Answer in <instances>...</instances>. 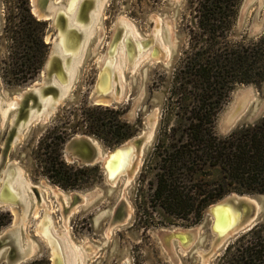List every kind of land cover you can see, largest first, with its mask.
<instances>
[{
  "label": "rangeland",
  "instance_id": "obj_1",
  "mask_svg": "<svg viewBox=\"0 0 264 264\" xmlns=\"http://www.w3.org/2000/svg\"><path fill=\"white\" fill-rule=\"evenodd\" d=\"M13 1L0 0V107L2 102L5 103L3 111H0V159L5 156L2 169L9 163L16 165L32 196V212L26 214L23 228L25 238L32 236L41 241L42 249L24 264L38 258H45L53 264L48 238L40 235L38 228L44 220L48 221L43 229L52 224L53 234L66 241V249L80 253L81 264H203L204 260L205 264H209V250L220 243L214 240L207 215V207L212 202L203 209L200 218L194 215L183 218L166 212L152 200L153 182L156 180L155 146L162 129L174 121L168 106L169 85L186 53L192 48L194 33L199 31L196 27L200 0H103L95 30L83 49V60L72 84L46 120L21 119H26L28 124L19 137L14 127L20 121L17 116L20 103L7 111L8 104L17 101V97L22 98L25 87L42 80L44 65L35 77L26 81L10 82L3 75L1 63L8 50L3 34L4 10L5 3ZM55 1L58 0H48L49 3ZM69 1L64 0L62 7H67ZM232 2L230 7L233 8L227 10L228 15L222 22L221 40L230 46L257 40L264 33V0ZM50 23L51 20H48L45 39L49 31L56 30L55 27L50 28ZM125 26L132 28L140 38L138 40L145 43L148 49L138 61L123 65L122 93L120 91L116 95L121 101L111 106H123L124 117L137 124V130L131 137L144 129L147 133L139 141L132 142L135 147L133 165L127 170L124 166L117 172L111 170L117 176L112 182L107 180L101 163L97 162L87 165L96 166V170L90 171L97 173L92 182L81 187H65L53 182L38 167L36 151L39 141L48 129L70 116L72 110L83 104L97 105L91 102L90 95L96 81L97 87L102 82L101 60L110 55L116 36L117 43ZM156 32H160L162 43L155 41ZM131 54L127 52L125 55L128 57ZM118 80L116 77L113 83L117 85ZM263 116L264 81L236 82L216 115L215 128L219 134H224L254 123ZM12 119H15L14 123ZM74 134L87 133L80 127L67 138L63 151L69 162H78L67 155L69 141ZM88 135L98 139L103 147L118 145H109L95 134ZM231 192L250 195L253 207L258 205L256 197L261 194L255 191ZM252 206L251 214L254 210ZM2 213H8L9 220L0 227V241L16 216L9 203H0V221L7 218ZM261 222L264 221L258 223ZM244 232L230 237V243H234ZM5 247L0 246V251ZM226 248L221 249L218 255ZM218 255L210 260V264H215ZM4 260L0 259V264Z\"/></svg>",
  "mask_w": 264,
  "mask_h": 264
},
{
  "label": "trees",
  "instance_id": "obj_2",
  "mask_svg": "<svg viewBox=\"0 0 264 264\" xmlns=\"http://www.w3.org/2000/svg\"><path fill=\"white\" fill-rule=\"evenodd\" d=\"M232 0H200L192 48L175 71L168 106L174 121L160 132L154 159L152 200L166 212L200 218L211 202L231 191L264 193V116L219 134L216 115L236 82L264 81V33L248 44L230 46L221 40L222 24ZM48 20L32 11L30 0L5 3L4 31L8 50L2 72L10 82L35 77L44 65L50 43ZM123 106L87 105L48 129L36 151L37 165L65 187L89 184L96 166H81L64 157L71 132L82 127L109 145L131 137L137 124L124 117ZM8 213H2L7 217ZM9 217L0 221L8 222ZM29 264H50L38 258ZM215 264H264V222L242 233L218 255Z\"/></svg>",
  "mask_w": 264,
  "mask_h": 264
},
{
  "label": "water",
  "instance_id": "obj_3",
  "mask_svg": "<svg viewBox=\"0 0 264 264\" xmlns=\"http://www.w3.org/2000/svg\"><path fill=\"white\" fill-rule=\"evenodd\" d=\"M84 2L85 4L83 5V11H81V16L88 18L90 17V13H91L92 19H94V22L92 23L91 26L94 32L95 23L99 16L100 6L103 0H98L97 5L94 3L95 0H85ZM63 3L64 0H58L49 4H48V0H31L33 13L37 15L40 19L51 20L50 28L55 27L56 30L54 32L49 31L48 34L46 35V41L50 43V50L46 62L44 64L42 80L34 81L31 85L25 87L22 91V96H23L22 98H18L17 101L15 102H9L11 105L9 106L8 110L13 109V105H17L20 103L19 106L20 108L17 112V116L18 119H20V121L18 126L16 125L14 127V131L17 130V137L21 135V133L24 131V129L28 124V121L26 119L21 120L27 115L30 116L29 120L31 121L37 118H40L41 120H46L48 118V115L51 114L57 102L60 101L61 97L67 92L68 87L72 84L76 74V70L78 69V67H80V64L82 63L83 51H84L83 49L85 48L86 43L88 41L84 42L80 54L76 55L73 60H70L71 55L65 52V50H63L62 44L60 43L59 22H61V15L58 14V9L62 7ZM92 5L97 6V8H99L97 13L95 12V10H93L92 12L89 11ZM0 22H1V13H0ZM90 36L91 35H89V38ZM154 39L156 42L159 41L160 43H162V41L159 38L158 32L155 33ZM125 48L126 49H121L120 45H118L117 50L115 52L116 60L120 59L122 62V59L124 57V52L125 50H127V46H125ZM169 49L172 50L171 46H169ZM139 58L140 56L138 57V59ZM63 60H65L66 66H70V74L66 82H64L63 79L58 74V68L62 66V63L65 64ZM104 62L105 59H103L100 63V70L101 67L103 68ZM123 65L124 64H122L121 66L123 67ZM121 73L122 72L120 71V69H116L115 67L113 68V72H112L113 79L118 77L119 78L118 84L115 85L113 83L112 88L105 92L97 87V81H96V85L90 95L91 102L97 105H111L112 103L120 102L121 100L117 98L116 95L121 91L122 88ZM115 87H117V90L114 91ZM50 94H52L53 96L52 99ZM43 97H46L44 102H43ZM4 105L5 103L2 102L0 111H3ZM42 105L43 107H41ZM12 122L14 123L15 119H12ZM146 133H147V129H144L135 137L126 139V141L116 145L113 148L103 147L100 141L91 135L74 134L70 138L67 155L69 159H77L78 163L81 166L100 162L106 174L107 180L109 182H112L113 177L108 176L107 165H106L107 164L106 162L109 159L110 154H112L116 149L122 148L127 143L130 144L135 140L139 141L140 138ZM133 149L135 150V147H133ZM4 161H5V156H2V158L0 159L1 180L4 182L7 175L9 173L13 174V172H16L19 178L21 176V172L13 164L9 163L3 169L1 168L4 164ZM24 186L25 189L27 190V194L26 197L23 198L22 200L9 201V200H5L3 195H1L2 197L0 196V203L1 204L9 203L16 213L14 221L9 225V228L7 229L6 233L2 237V240L0 241V246L6 245V247L0 251V259L2 258L5 259L3 264H24L29 259L35 257L38 254V251L42 249L41 241L37 240L32 236L31 237L28 236L27 239L25 238V233H24L25 231L23 228V224L26 214L28 212L30 213L32 212L30 210V207L32 206L33 202L27 182L24 184ZM260 196L261 197L264 196V193H261L259 194V196L256 197V201L258 205H256L255 207H253L249 202L248 205L249 208L247 212L246 211L244 212L241 222L236 226L234 230L232 229L223 236L219 235L217 231L214 230L212 227L216 219L213 213L214 207L220 202H226V201H230L231 203L240 205L244 201L242 199H248L250 195L231 192L229 194H226L222 198L212 202L207 207V215L210 218V226L214 234V240L220 241V243H216L217 245L215 248L209 250L210 260L214 256H217L221 249H224L229 245V243L231 242L229 240L230 237L237 236L241 232L250 229L258 222L264 221V197L262 199H259ZM251 206L254 209L252 211V214L250 213ZM58 237L61 241L64 250V257L66 259V264H81L80 253H78L76 250L75 251L73 250L72 252L70 249L68 248L66 249L65 247H68V245H66V241L62 240V238L59 235ZM37 246L39 248H37ZM49 249L52 255L53 264H56V256L52 252V248L50 245H49ZM201 256H203V254H201ZM210 260H209V264H210ZM205 261L206 260H204L203 264H205Z\"/></svg>",
  "mask_w": 264,
  "mask_h": 264
},
{
  "label": "bare ground",
  "instance_id": "obj_4",
  "mask_svg": "<svg viewBox=\"0 0 264 264\" xmlns=\"http://www.w3.org/2000/svg\"><path fill=\"white\" fill-rule=\"evenodd\" d=\"M84 1L85 0H70L69 2H67L68 3L67 4L68 6L66 5L67 7L63 6L58 9V14L61 15V22H59L60 43L62 44L63 50H65V52L71 55L70 60H73L76 55L80 54L84 42L88 41L89 35H91V33L93 32L91 25L94 22V19H92L91 13H90V17L88 18L81 16L82 10L80 11V8H83V5L85 4ZM97 1L98 0H95L94 2L96 5H97ZM93 10H95V12L97 13L99 8H97V6L92 5L89 11L92 12ZM125 28L126 29L123 35H122L123 31L121 32L122 35L120 36L121 39L117 43L116 41L118 39V35L116 36L114 44L110 50V55L106 56L107 58H104L105 62L103 64L102 82L98 86V88L100 90H103L104 92L112 88V84L114 81L112 72L114 67L116 69H120V71L123 72L121 66L122 64L125 65V63L127 62L132 64L138 61L140 59V58L138 59V57L139 56L142 57V54H145L144 52L148 49L144 45L145 43H143L141 40H138L140 38L138 37V35L135 33L134 30H131L132 28L129 29L127 26H125ZM118 45H120L121 49H126L125 46H127V50H125L124 52V57L122 59V62L120 59L116 60L115 58V52L117 50ZM127 52H130L132 54L130 56L127 55L128 57H126L125 54H127ZM63 62L65 63V60H63ZM58 74L63 79V81L66 82L70 74V66H66V63L65 64L62 63V66L58 68ZM50 95L52 99L53 96L52 94ZM18 98L19 97H17V99ZM45 99L46 97H43V102L45 101ZM8 105L10 106L11 104L9 103ZM41 107H43V105ZM7 111L5 113H7ZM26 117L30 118L29 115H27ZM133 147L134 145L132 143L130 144L127 143L122 148H118L112 154H110L109 159L106 162L108 176L110 174L109 177H113V179L117 177L116 175L113 174V172H111V170L117 172L118 170H120L122 166H124L125 170H127L128 168H130V166L133 165L132 156L133 155L135 156V154H133L134 152ZM25 183L26 182L23 179V177L20 176L18 178V174L16 172H13V174L9 173L6 179L4 180V182L2 181V184L0 186V196L3 195L4 199L9 201L22 200L23 198L26 197L27 194V190L25 189L24 186ZM242 200L244 201L240 205L231 203L230 201H226V202H220L214 207L213 213L216 219L212 227H214V229L217 231L219 235L223 236L232 229L234 230L236 226L241 222L242 216L245 211L247 212L249 208L248 205L250 202L249 198ZM47 221L48 220H44L39 225L38 228L40 230V235L43 234L46 238H48V242L52 248V252L56 256V264H66V259L64 257V250L61 241H59L58 239L59 237L57 238L56 235H54L51 230L52 224L51 225L48 224V226L46 225L47 227L43 229Z\"/></svg>",
  "mask_w": 264,
  "mask_h": 264
}]
</instances>
